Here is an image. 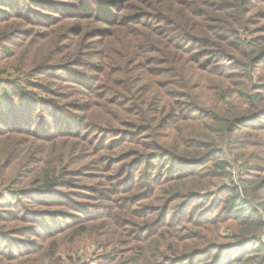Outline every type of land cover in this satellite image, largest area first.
Returning <instances> with one entry per match:
<instances>
[{
    "label": "trees",
    "instance_id": "16d2710c",
    "mask_svg": "<svg viewBox=\"0 0 264 264\" xmlns=\"http://www.w3.org/2000/svg\"><path fill=\"white\" fill-rule=\"evenodd\" d=\"M54 3L69 7L61 19L76 25H61L57 41L53 35L44 38L55 45L47 53L20 56L14 65L17 54L4 43L16 37L19 19L35 12L34 6L51 9ZM263 3L0 0V49L10 54L0 62L5 75L0 78L1 239L11 241V221L36 227L53 221L51 213L30 205L53 202L37 195L70 183L55 165L42 168L36 162L24 171L23 161L34 151L45 158L48 150L35 147L58 137L33 130L41 103L59 114L66 111L57 81L86 85L88 77L77 78L76 72L85 66L80 38L92 30L100 36V59L111 62L101 73L121 77L112 90L120 91L122 100L113 103L119 107L116 123L123 127L100 125L109 138L101 145L111 155L121 154L108 169L123 163L119 177L127 178L111 190L112 203L89 220L111 219L99 232L108 241L102 247L110 251L96 264H264V32L251 28ZM72 6L79 11L72 12ZM142 83L146 89L137 96ZM70 115L64 118L78 117ZM89 149L82 148L80 159L93 157ZM144 199L150 202L142 204ZM133 206L141 209L133 210V244L120 248L130 242H121L127 230L117 219L130 215ZM90 232L99 241L98 231ZM6 257L0 249V264H7Z\"/></svg>",
    "mask_w": 264,
    "mask_h": 264
},
{
    "label": "rangeland",
    "instance_id": "374dc122",
    "mask_svg": "<svg viewBox=\"0 0 264 264\" xmlns=\"http://www.w3.org/2000/svg\"><path fill=\"white\" fill-rule=\"evenodd\" d=\"M256 1L253 0V2ZM261 6V10L253 17V22H257V24L251 27L256 34H260L257 33L259 30L264 32V9H262L264 3ZM32 8L35 9V12L25 14L23 16L25 20L19 19L18 26L20 30L14 40L4 43L5 46L11 48V50H8L10 54L13 52L17 54L15 62H13L14 65L20 64L21 61L18 60L20 56L24 59L33 56V52L38 54L47 53V50L55 45L46 43L47 41H43L44 38L53 35L57 41L62 35L59 30L61 25L66 26V29H71L77 22L74 19L70 21L61 19L62 15L68 12L69 7H60L59 4L54 3L51 9H40L37 6ZM72 8V12L79 11L78 7L72 6ZM15 22L17 23V21ZM63 34H67V32H63ZM94 34L95 32L89 30L87 35L80 38L82 43L80 50L86 54L84 56L85 66H79L76 76L82 78L86 75L88 77L86 85L72 82L69 83L71 85L68 83L67 85L57 81V84L61 85L60 92L62 94L58 100L64 105L66 111L62 110V114H59L58 109L48 103H41L38 106L40 112L37 111L34 115L33 130L36 127L37 133L43 134V136H51L55 133L58 136L56 141L46 142L45 146L37 145L35 147L37 150H48L45 158L43 155H37V152L34 151L26 156L23 161V165L26 166L24 171L34 168L36 162H39V165L42 164V168L55 165L59 168L58 170L62 169L63 172L60 174H63V177L69 180L70 183L54 190V193L37 195L39 198L54 200L53 202H48L44 206L30 205L32 208L51 213L50 216H53V221L49 222L48 219L45 224L39 227L33 225L31 221H11L7 223L11 241L8 243L0 237V244H2L0 249L4 250V254L7 256L5 261L7 264H83V262L96 264L100 262L99 260H102V258L98 260L99 257L110 251L101 245L103 242L108 243L105 235H99V232L105 230L104 223L107 222L105 219L109 218L99 219L97 223H91L89 220L94 213H102L104 207L112 203L108 200V195L112 193L111 190L115 189V185H120L119 182L127 179L119 177L120 166L123 163L117 164L113 169H108L111 161L114 158H116L114 160H117V157L119 158L121 154L117 156L113 153L111 155L101 145L102 142L109 141V138H106L107 132L101 129L100 125L113 124L110 126L123 127V125L116 123L120 119L119 107L113 103L119 97L121 98L119 96L120 91L119 89L112 90L113 86L116 85L114 80L120 81L121 77L109 74V72L106 74L101 73L100 68L103 71L104 65H110L111 62L100 59L98 53L103 50L101 44L97 42L100 40V36ZM70 36H73V34ZM30 39L32 41L29 43ZM33 41L36 42L31 44ZM67 44L69 43L65 42V45ZM10 54H5L0 49V62L9 60ZM109 55L112 56V59L115 58V55ZM89 65L91 66L89 67ZM2 67L0 65V78L5 77L2 74L4 70V67ZM55 74L61 73L56 72ZM37 77L39 78V76ZM49 79L52 80L53 78L49 77ZM146 82L149 85L151 83L150 81ZM146 85L145 83L140 85L137 96L143 93ZM89 86H92V88H88ZM78 103L81 108L75 109ZM50 114H53V116H50ZM70 114H76L78 117L64 118L65 116H71ZM80 115L85 116L90 125L83 124L80 121ZM130 118L133 117H127V120H130ZM133 130L135 131L136 127ZM115 134L120 133L116 132ZM21 137L25 138L27 136ZM87 141L92 146H88ZM82 148H90V154L93 157L91 159H80ZM62 154L63 159L61 160ZM58 161H61V167L58 165ZM51 162L54 163L50 164ZM22 175L26 176L25 174ZM35 177H32V179ZM125 194L128 195V193ZM119 195H113L112 200L119 202ZM149 202V199H144L142 204ZM131 209L130 215H120L117 219H120L121 224H125L124 229L127 230L124 232L127 237H122L121 242L127 240L130 242L129 245L125 243L120 245V248H128L133 244L131 240L135 237L137 230L136 225L133 223V221H136L133 214H136L135 211L138 212V210L141 212V209L138 206H133ZM62 212H65V214ZM1 226H3L2 223ZM32 226H34V229L31 231ZM90 231H98L99 241H95L96 232L91 233Z\"/></svg>",
    "mask_w": 264,
    "mask_h": 264
},
{
    "label": "built area",
    "instance_id": "2783aa9c",
    "mask_svg": "<svg viewBox=\"0 0 264 264\" xmlns=\"http://www.w3.org/2000/svg\"><path fill=\"white\" fill-rule=\"evenodd\" d=\"M263 238H264V236H263Z\"/></svg>",
    "mask_w": 264,
    "mask_h": 264
}]
</instances>
